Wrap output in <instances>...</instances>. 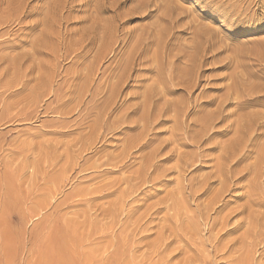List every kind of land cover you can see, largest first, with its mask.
<instances>
[{"label":"rangeland","instance_id":"1","mask_svg":"<svg viewBox=\"0 0 264 264\" xmlns=\"http://www.w3.org/2000/svg\"><path fill=\"white\" fill-rule=\"evenodd\" d=\"M263 6L0 0V264H264V163L253 164L264 125L245 139L250 113L264 117ZM186 70L190 89L176 80Z\"/></svg>","mask_w":264,"mask_h":264},{"label":"bare ground","instance_id":"2","mask_svg":"<svg viewBox=\"0 0 264 264\" xmlns=\"http://www.w3.org/2000/svg\"><path fill=\"white\" fill-rule=\"evenodd\" d=\"M210 1H211V0H210ZM220 1H221V0H220ZM247 1H248V0H247ZM249 1H250V0H249ZM203 3H204V2H203ZM207 3H208V2H207ZM228 3H229V2H228ZM244 3H245V2H244ZM208 4L211 5V3H208ZM220 4H221V3H220ZM251 4H252V3H251ZM261 4H262V3H261ZM203 5H204V4H203ZM217 5H219V4L217 3ZM207 6H208V5H207ZM213 6H214V5H213ZM228 6H230V5H227V7H228ZM261 6H262V5H261ZM215 7H217V6H215ZM220 7H221V6H220ZM251 7H252V6H251ZM253 7H254V6H253ZM253 7H252V8H253ZM263 7H264V6H263ZM217 8H218V7H217ZM222 8H223V7H222ZM225 8H226V7H225ZM228 8H229V7H228ZM230 8H231V6H230ZM232 9H233V8H232ZM232 9H231V10H232ZM250 9H251V8H250ZM259 9H260V8H259ZM231 10H230V13H232ZM213 11H214V10H213ZM221 11H222V10H221ZM223 11H224V10H223ZM226 11H227V10H226ZM237 11H238V10H237ZM241 11H242V10H241ZM218 12H219V11H218ZM227 12H228V11H227ZM248 12H249V11H248ZM253 12H254V11H253ZM238 13H239V12H238ZM213 14H214V13H213ZM233 14H234V13H233ZM239 14H241V13H239ZM261 14H262V13H261ZM223 15H225V14H223ZM229 15H230V14H229ZM246 15H247V14H246ZM225 16H226V15H225ZM232 16H233V15H232ZM230 17H231V15H230ZM243 17H245V16H243ZM224 18H225V17H224ZM236 18H237V17H236ZM252 18H253V17H252ZM240 19H241V18H240ZM240 19H239V20H240ZM229 20H230V18H229ZM243 20H244V19H243ZM246 20L248 21L249 19H246ZM222 21H223V20H222ZM236 21H238V20H236ZM228 23H229V22H228ZM230 23H231V22H230ZM242 24H243V23H242ZM229 26H230V25H229ZM231 27H232V26H231ZM249 31H250V30H249ZM255 31H256V30H255ZM167 32H168V31H167ZM168 33H169V32H168ZM206 34H207V33H206ZM219 37H220V36H219ZM164 38H165V37H164ZM89 39H90V38H89ZM151 39H152V38H151ZM169 39H170V38H169ZM92 40H93V39H92ZM120 40H121V39H120ZM166 40H167V39H166ZM170 41H171V39H170ZM209 41H210V40H209ZM1 42H2V41H1ZM86 42H87V41H86ZM89 42H90V41H89ZM121 42H122V41H121ZM151 42H152V41H151ZM216 42H217V40H216ZM82 43H83V42H82ZM153 43H154V42H153ZM153 43H150V44L152 45ZM172 43H173V42H172ZM219 43H220V42H219ZM41 44H42V43H41ZM77 44H78V43H77ZM87 44H88V42H87ZM142 44H143V42H142ZM168 44H170V43H168ZM207 44H208V43H207ZM210 44H211V43H210ZM214 44H215V43H214ZM8 45H9V44H8ZM15 45H16V44H15ZM17 45H18V43H17ZM17 45H16V46H17ZM89 45H90V43H89ZM151 45H150V46H151ZM166 45H167V44H166ZM259 45H260V44H259ZM73 46H74V45H73ZM84 46H85V45H84ZM84 46H83V47H84ZM90 46H91V45H90ZM172 46L174 47V44H172ZM208 46H209V45H208ZM216 46H217V45H216ZM222 46H223V45H222ZM86 47H87V46H86ZM169 47H170V46H169ZM181 47H182V46H181ZM206 47H207V46H206ZM213 47H214V46H213ZM4 48H6V47L4 46ZM4 48H2V49L5 50ZM77 48H78V47H77ZM87 48H88V47H87ZM129 48H130V47H129ZM141 48H142V47H141ZM144 48H145V47H144ZM144 48H143V49H144ZM166 48H167V46H166ZM183 48H184V47H183ZM209 48H210V47H209ZM209 48H208V50H211V48H210V49H209ZM88 49H90V48H88ZM114 49H115V48H114ZM117 49H118V47H117ZM150 49H151V48H150ZM70 50H71V49H70ZM72 50H73V48H72ZM78 50L80 51V49H78ZM82 50H83V49H82ZM82 50H81V51H82ZM85 50H86V49H85ZM119 50H120V48H119ZM163 50H164V49H163ZM193 50H194V49H193ZM208 50H206V51L208 52ZM79 51H78V52H79ZM87 51H88V50H87ZM89 51H90V50H89ZM89 51H88V52H89ZM122 51H123V50H122ZM147 51H148V50H147ZM165 51H166V50H164L163 53H165ZM222 51H224V48H223V50H221V52H222ZM242 51H243V50H242ZM247 51H248V50H247ZM74 52H75V51H74ZM84 52H85V51H84ZM88 52H87V53H88ZM117 52H118V50H117ZM167 52H168V51H167ZM172 52H173V51H172ZM172 52H171V53H172ZM249 52H250V50H249ZM115 53H116V52H115ZM250 53H251V52H250ZM76 54H77V52H76ZM76 54H75V55H76ZM79 54H81V53H79ZM82 54H83V53H82ZM110 54H112V53H110ZM165 54H166V53H165ZM167 54H168V53H167ZM205 54H206V53H205ZM213 54H214V53H213ZM213 54H212V55H213ZM86 55H87V54H86ZM116 55H117V54H116ZM122 55H123V54H121L120 56H122ZM134 55H135V54H134ZM140 55H141V54H140ZM142 55H143V54H142ZM199 55H200V54H199ZM202 55H203V54H202ZM247 55H248V54H247ZM72 56H73V55H72ZM82 56H83V55H82ZM135 56H136V55H135ZM137 56H139V55H137ZM214 56H215V55H214ZM2 57H3V56H2ZM77 57H78V55L76 56V58H77ZM87 57H88V56H87ZM106 57H107V56H106ZM141 57H142V56H141ZM141 57L138 58V60L141 59ZM165 57H166V56H165ZM182 57H183V56H182ZM204 57H205V56H204ZM206 57H207V56H206ZM252 57H253V56H252ZM10 58H11V57H10ZM79 58H81V57H79ZM104 58H105V57H104ZM107 58H108V57H107ZM120 58H122V57H120ZM123 58H125V57H123ZM142 58H143V57H142ZM153 58H154V57H153ZM177 58H178V57H177ZM179 58H181V57H179ZM248 58H249V57H248ZM3 59H4V58H3ZM113 59H114V58H113ZM115 59H116V58H115ZM115 59L113 60L114 62H115ZM181 59H182V58H181ZM205 59H206V58H205ZM76 60H77V59H76ZM76 60H75V61H76ZM102 60H104V59H102ZM102 60H101V62H102ZM119 60H120V59H119ZM119 60H118V61H119ZM135 60H136V59H135ZM148 60H149V59H148ZM166 60H167V59H166ZM230 60H231V59H230ZM2 61H3V60H2ZM4 61H5V60H4ZM72 61H73V60H72ZM75 61H73V62H75ZM77 61H79V59H78ZM81 61H86V60L83 59V60H81ZM81 61H80V62H81ZM122 61H123V59H122ZM122 61L120 60V62H122ZM144 61H145V60H144ZM146 61H147V60H146ZM151 61H154V60H151ZM173 61H174V60H173ZM176 61H177V60H176ZM178 61H179V59H178ZM195 61H196V59H195ZM223 61H224V59H223ZM256 61H257V60H256ZM260 61H261V60H260ZM260 61H257V62H260ZM80 62H79V65H82V63H80ZM120 62H118V63H120ZM154 62H155V61H154ZM174 62H175V61H174ZM112 63H113V62H112ZM139 63H141V62L139 61ZM142 63H143V61H142ZM142 63H141V64H142ZM156 63H157V62H156ZM169 63H170V61H169ZM172 63H173V62H172ZM177 63H178V62H177ZM182 63H183V62H182ZM226 63H227V62H226ZM226 63H225V64H226ZM261 63H262V62H261ZM85 64H86V63H85ZM85 64H84V65H85ZM137 64H138V62H137ZM143 64H144V63H143ZM152 64H155V63H151V65H152ZM173 64H174V63H173ZM173 64H172V65H173ZM183 64H184V63H183ZM200 64H201V63H200ZM202 64H205V63H202ZM206 64H207V63H206ZM206 64H205V65H206ZM209 64H210V63H208V65H209ZM223 64H224V63H223ZM225 64H224V65H225ZM227 64H229V63H227ZM227 64H226V65H227ZM256 64H257V63H256ZM256 64H255V66H256ZM262 64H263V63H262ZM77 65H78V64H77ZM84 65H82V67H83ZM115 65H116V63H115ZM115 65H114V67L117 68L116 66H118V64H117L116 66H115ZM119 65H120V64H119ZM121 65H122V64H121ZM131 65H132V64H131ZM134 65H135V63H134ZM147 65H149V64H147ZM156 65H158V64H156ZM172 65H171V66H172ZM174 65H175V64H174ZM177 65H178V64H177ZM177 65H175L176 68H177ZM189 65H190V64H189ZM229 65H230V64H229ZM229 65H228V66H229ZM249 65H250V63H249ZM257 65H258V64H257ZM107 66H108V65H107ZM109 66H110V65H109ZM109 66H108V68H109ZM168 66H169V65H168ZM175 66H174V69H176ZM250 66H251V65H250ZM250 66H249V67H250ZM133 67H134V66H133ZM133 67H132V68H133ZM135 67H136V65H135ZM140 67H141V66H140ZM140 67H139V68H140ZM155 67H156V66H155ZM252 67H253V66H252ZM258 67H259V66H258ZM263 67H264V66H263ZM132 68H131V69H132ZM146 68H148V67H146ZM150 68L153 69L152 67H150ZM168 68H170V67H168ZM172 68H173V67H172ZM179 68H180V67H179ZM179 68H178V70H179ZM250 68H251V67H250ZM82 69H83V68H82ZM112 69H113V68H112ZM112 69H110V70H112ZM118 69H119V67H118ZM118 69H116V70H118ZM142 69L145 70L144 68H142ZM142 69H141V70H142ZM151 69H150V70H151ZM174 69H173V70H174ZM251 69H252V68H251ZM254 69H255V72H256V68H254ZM263 69H264V68H263ZM110 70H109V71H110ZM129 70H130V69H129ZM190 70H191V69H190ZM202 70H203V69H202ZM260 70H261V68H260ZM112 71H113V70H112ZM132 71H133V70H132ZM153 71H154V70H153ZM169 71H170V70H169ZM174 71H175V70H174ZM176 71H177V69H176ZM180 71H181V70H180ZM203 71H204V70H203ZM203 71H202V73H203ZM262 71H263V70H262ZM262 71H261V72H262ZM114 72H115V71H113V73H114ZM128 72H129V71H128ZM144 72H145V71H144ZM147 72H148V71H147ZM151 72H152V71H151ZM166 72H167V71H166ZM184 72H185V71H184ZM250 72H251V71H250ZM253 72H254V71H253ZM263 72H264V71H263ZM76 73H77V72H76ZM105 73H106V71H105ZM107 73H108V72H107ZM149 73H150V72H149ZM149 73H146V74L149 75V76H148V77H149L148 79L151 78V77H150V74H153V73H150V74H149ZM175 73H176V72H175ZM200 73H201V72H199V74H200ZM236 73H237V72H236ZM91 74H92V73H91ZM98 74H99V73H98ZM98 74H97V75H98ZM116 74H117V73L112 74V75H115V77H116ZM137 74H138V73H137ZM139 74H141V73H139ZM139 74H138V75H139ZM142 74H144V73H142ZM146 74H145V75H146ZM250 74H251V73H250ZM252 74H253V73H252ZM257 74H258V72H257ZM259 74H260V73H259ZM261 74H263V73H261ZM75 75H76V74H75ZM79 75H80V74L78 73V76H79ZM112 75H110V76H112ZM166 75H167V74H166ZM169 75H170V74H169ZM172 75H174V74H172ZM175 75H176V80L179 81V82H182V80H187V82H182V83H186V84H187V87H189V89L192 88V87L194 86V85H192V84H193V79L190 77L191 75H190V71H189V70H186L185 73L182 72L181 74H180V73H177V74H175ZM200 75H201V74H200ZM200 75H198V76H200ZM202 75H204V74H202ZM255 75H256V74H255ZM80 76H81V75H80ZM107 76H109V74H108ZM131 76H132V73H131ZM139 76H140V75H139ZM152 76H153V75H152ZM156 76H157V75H156ZM196 76H197V75H196ZM253 76H254V75H253ZM258 76H259V75H258ZM260 76H261V75H260ZM96 77H97V76H96ZM173 77H174V76H173ZM194 77H195V76H194ZM78 78H79V77H78ZM105 78H106V77H105ZM105 78H104V81H103V82L106 83L105 81H107V82H108L107 84H109V81H110V80H113V79H110V78H113V77H110L109 80H108V79L105 80ZM132 78H134V77H132ZM139 78H140L141 81H142V78H144V77L141 78V76H140ZM152 78H153V77H152ZM237 78H238V77H237ZM130 79H131V78H130ZM134 79H136V78H134ZM134 79H133V80H134ZM146 79H147V78H146ZM146 79H144V81H145ZM165 79H166V78H165ZM219 79H220V78H219ZM229 79H230V78H229ZM119 80H120V79H119ZM151 80H152V79H151ZM173 80H175V77H174V79H173V78H170V81H173ZM223 80H224V77H223ZM223 80H222V82H223ZM135 81H136V80H135ZM161 81H162V80H161ZM110 82H112V83L114 84L113 81H110ZM124 82H125V79H124ZM145 82H146V81H145ZM145 82H142V83H145ZM152 82H153V81H152ZM162 82H163V81H162ZM238 82H239V81H238ZM78 83H79V82H78ZM93 83H94V82H93ZM115 83H116V82H115ZM126 83H127V82H126ZM146 83H147V82H146ZM148 83H149V81H148ZM170 83H172V82H170ZM107 84H105V85H107ZM113 84H112V85H113ZM128 84H129V86H131V85H130V82H129ZM153 84H156V83L154 82ZM163 84H164V83H163ZM83 85H84V84H83ZM123 85H124V84H123ZM137 85H139V84L137 83ZM137 85H136V86H137ZM191 85H192V86H191ZM225 85H226V84H225ZM103 86H104V85H103ZM109 86H110V85H109ZM124 86H125V85H124ZM155 86H156V85H155ZM171 86H172V84H171ZM197 86H198V85H197ZM107 87H108V86H107ZM172 87H173V86H172ZM104 88H105V87H104ZM127 88H128V87H127ZM138 88H139V87H138ZM138 88H137V89H138ZM150 88L152 89V87H150ZM158 88H159V87H158ZM177 88H178V87H177ZM209 88H210V87H209ZM221 88H222V87H221ZM229 88H230V87H229ZM234 88H235V87H234ZM124 89H125V88H124ZM154 89H155V88H154ZM154 89L149 90V92H148V96H147L148 103L152 102L151 100H152V97H153V93H154L153 91H154ZM165 89H166V88H165ZM167 89H169V88H167ZM171 89H172V88H171ZM175 89H176V88H175ZM180 89H181V88H180ZM180 89H178V90H180ZM187 89H188V88H187ZM210 89H212V88H210ZM104 90H105V89H104ZM144 90H145V89H144ZM155 90H157V89H155ZM161 90H163V88H162ZM194 90H195V89H194ZM212 90H214V89H212ZM222 90H223V89H222ZM227 90H228V89H227ZM107 91H108V90H107ZM136 91H137V90H136ZM165 91H170V89H169V90H165ZM165 91H164V92H165ZM173 91H174V90H173ZM191 91H192V90H191ZM125 92H126V91H125ZM141 92H142V91H141ZM161 92H163V91H161ZM164 92H163V94H164ZM231 92H232V91H229L228 94L230 95ZM117 93H118V92H117ZM120 93H121V92H120ZM138 93H139V92H138ZM166 93H168V92H165V94H166ZM185 93H187V92H185ZM189 93H190V92H189ZM133 94H135V92H134ZM136 94H137V92H136ZM169 94H170V93H169ZM202 94H203V92H202ZM233 94H234V93H233ZM116 95H117V94H116ZM120 95H121V94H120ZM120 95H119V96H120ZM126 95H127V93H126ZM137 95H138V94H137ZM140 95H141V94H140ZM186 95H187V94H186ZM231 95H232V94H231ZM262 95H263V94H262ZM262 95H261V96H262ZM121 96H122V95H121ZM121 96H120V97H121ZM129 96H131V95H129ZM127 97H128V96H127ZM133 97H134V96H133ZM137 97H140V96H137ZM214 97H215V96H214ZM214 97H213V98H214ZM225 97H226V96H225ZM78 98H79V97H78ZM81 98H82V97H81ZM134 98H135V97H134ZM189 98H190V97H189ZM213 98H212V99H213ZM216 98H217V97H216ZM229 98H230V97H229ZM261 98H262V97H261ZM117 99H118V98H117ZM120 99H121V98H120ZM131 99H132V98H131ZM136 99H137V98H136ZM160 99H162V98H160ZM203 99H204V98H203ZM207 99H208V98H207ZM252 99H253V98H252ZM95 100H96V99H95ZM112 100H113V99H112ZM121 100H122V99H121ZM127 100H128V99H127ZM133 100H135V99H133ZM133 100H132V101H133ZM139 100H141V99H139ZM157 100H158V99H157ZM216 100H217V99H216ZM239 100H240V99H239ZM259 100H260V99H259ZM130 101H131V100H130ZM204 101H205V100H204ZM206 101H207V100H206ZM210 101H211V100H210ZM228 101H229V100H228ZM245 101H246V100H245ZM100 102H101V101H100ZM128 102H129V100H128ZM154 102H155V101H153V103H154ZM255 102H256V101H255ZM114 103L116 104V102H114ZM139 103H140V101H139ZM153 103H152V104H153ZM167 103H169V101H168ZM170 103H171V101H170ZM193 103H194V102H193ZM209 103H210V102H209ZM211 103H212V102H211ZM223 103H224V102H223ZM228 103H229V102H228ZM232 103H233V102H232ZM253 103H254V102H253ZM78 104H79V103H78ZM115 104H114V105H115ZM124 104H125V103H124ZM124 104H123V105H124ZM152 104H151V105H152ZM156 104H157V103L153 104L152 106H153V107H156V106H154V105H156ZM158 104H159V103H158ZM202 104H203V103H202ZM249 104H250V103H249ZM116 105H117V104H116ZM123 105H121V106H123ZM170 105H171V104H170ZM198 105H199V104H198ZM210 105H211V104H210ZM212 105H213V104H212ZM256 105H258V104H256ZM256 105H254V106L256 107ZM259 105H260V104H259ZM105 106H106V104H105ZM117 106H118V105H117ZM134 106H135V105H134ZM137 106H138V105H137ZM152 106H151V107H152ZM165 106H166V105H165ZM214 106H215V105H214ZM221 106H222V105H221ZM221 106H220V105L217 106V107H216V108H217V111H215L214 113L210 114L209 116L207 115V116L203 117V118L200 120V121H201V127H200V130H202V129L205 130V129H206L205 123H206V122H210V121L212 120V118H213L212 116L215 117V116H217L218 114H220V113H219V109H220ZM252 106H253V105H252ZM260 106H262V105H260ZM151 107H150V108H151ZM167 107L169 108V105H167ZM170 107H171V106H170ZM234 107H235V106H234ZM239 107H240V106H239ZM241 107H242V105H241ZM241 107H240V108H241ZM262 107H264V106H262ZM113 108H114V107H113ZM135 108H136V107H135ZM138 108L140 109V107H138ZM172 108H173V107H172ZM182 108H183V107H182ZM189 108H190V106H189ZM195 108H197V107H195ZM221 108H222V107H221ZM248 108H249V107H248ZM132 109H133V108H132ZM136 109H137V108H136ZM151 109H152V108H151ZM165 109H167V108L165 107ZM199 109H200V107L198 108V110H199ZM202 109H203V108H202ZM148 110H149V109H148ZM167 110H168V109H167ZM167 110H166V111H167ZM169 110H170V109H169ZM194 110H195V109H194ZM228 110H229V109H228ZM237 110H238V109H237ZM110 111H112V110H110ZM137 111L139 112V110H137ZM155 111H156V110H155ZM155 111H154V112H155ZM188 111H189V110H188ZM201 111H202V110H201ZM129 112H131V111H129ZM138 112H137V113H138ZM149 112H150V110H149ZM151 112H152V111H151ZM163 112H164V111H163ZM163 112H162V113H163ZM168 112H170V111H168ZM185 112H186V110H185ZM185 112H184V113H185ZM207 112H208V111H207ZM238 112H239V111H238ZM238 112H237V113H238ZM241 112H242V111H241ZM258 112H259V111H258ZM108 113H109V112H108ZM131 113H134V112H131ZM155 113H156V112H155ZM189 113H190V112H189ZM227 113H228V112H227ZM134 114H136V112H135ZM140 114H141V113H140ZM172 114H173V113H172ZM228 114H231V112L228 113ZM248 114H249V113H248ZM248 114H247V115H248ZM250 114H251V116L248 115V116H249V117H248V130H247V132H246V137H245V139L247 138V140H248V138L251 137L252 134L255 132V129H256V127H257L258 125H260V124L264 125V117L259 116V115H255V114L253 115L252 113H250ZM258 114H259V113H258ZM104 115H105V114H104ZM107 115H108V114H107ZM121 115H122V114H121ZM128 115H129V114H128ZM224 115H225V114H224ZM224 115H223V116H224ZM231 115H232V114H231ZM235 115H236V114H235ZM260 115H261V114H260ZM130 116L132 117V115H130ZM133 116H137V115H133ZM149 116H150V115H149ZM163 116H164V115H163ZM181 116H182V115H181ZM189 116H190V115H189ZM226 116H227V114H226ZM226 116H225V118H226ZM229 116H230V115H228L227 117L229 118ZM236 116H237V115H236ZM263 116H264V114H263ZM104 117H105V116H104ZM131 117L129 118L128 116H126L127 119H128V118H129V119H132ZM166 117H167V116H166ZM207 117H208V118H207ZM230 117H231V116H230ZM240 117H241V116H240ZM242 117H243V116H242ZM96 118H97V117H96ZM148 118H149V117H148ZM151 118H152V117H151ZM162 118H163V117H162ZM167 118H168V117H167ZM183 118H185V116H183ZM225 118L223 117V118H221V119H224V120H225ZM237 118H238V117H237ZM101 119H102V118H101ZM138 119H139V118H138ZM149 119H150V118H149ZM187 119H188V117H187ZM226 119H227V118H226ZM232 119H233V118H232ZM234 119H235V118H234ZM234 119H233V120H234ZM240 119H241V118H240ZM140 120H141V119H140ZM159 120H160V119H159ZM166 120H167V119H166ZM178 120H179V119H178ZM181 120H183V119H181ZM215 120H216V119H215ZM94 121H95V120H94ZM103 121H104V120H103ZM147 121H148V120H147ZM163 121H164V120H163ZM163 121H162V122H163ZM176 121H177V120H176ZM185 121H187V120H184V122H185ZM188 121H189V120H188ZM188 121H187V122H188ZM221 121H222V120H221ZM221 121H220V123H221ZM234 121H235V120H234ZM242 121H243V120H242ZM117 122H118V121H117ZM124 122H125V121H124ZM137 122H140V121H137ZM148 122H149V121H148ZM156 122H157V121H156ZM162 122H161V123H162ZM177 122H178V121H177ZM224 122H225V121H224ZM239 122H240V121H239ZM134 123H135V122H134ZM157 123H158V122H157ZM157 123H156V125H157ZM211 123H212V122H211ZM211 123H209V126L211 125ZM107 124H108V123H107ZM135 124H136V126H139L140 123H139V124L135 123ZM154 124H155V122H154ZM165 124H166V123H165ZM191 124L193 125V123H191ZM229 124H230V123H229ZM229 124H228V125H229ZM238 124H239V123H238ZM244 124H245V122H244ZM142 125H143V124L141 123V126H142ZM160 125H162V124H160ZM160 125H159V126H160ZM192 125H191V126H192ZM212 125H216V124H212ZM97 126H98V125H97ZM109 126H110V125H109ZM117 126H118V125H117ZM133 126H134V125H133ZM136 126H135V127H136ZM141 126L138 127V128L141 129ZM189 126H190V125H189ZM246 126H247V124H246ZM98 127H99V126H98ZM113 127H114V126H113ZM119 127H120V125H119ZM142 127H144V126H142ZM156 127H157V126H156ZM192 127H193V126H192ZM207 127H208V126H207ZM216 127H217V126H216ZM106 128H107V127H106ZM190 128H191V127H190ZM217 128H218V127H217ZM222 128H223V127H222ZM115 129H116V128H115ZM117 129H118V127H117ZM117 129H116V130H117ZM153 129H154V128L152 127V130H153ZM185 129H186V128H185ZM257 129H258V128H257ZM259 129H260V128H259ZM98 130H99V129H98ZM107 130H108V129H107ZM112 130H113V128H112ZM171 130H172V129H171ZM200 130H199V132H202V131H200ZM109 131H110V130H109ZM109 131H108V132H109ZM113 131H114V130H113ZM145 131H146V130H145ZM145 131H143V132H145ZM149 131H150V129H149ZM186 131H187V130H186ZM195 131H196V130H195ZM222 131H223V130H222ZM229 131H230V130H229ZM229 131H227V132H229ZM231 131H232V129H231ZM240 131H241V130H240ZM261 131H263V130H261ZM138 132H139V131H138ZM233 132H235V131H233ZM149 133H150V132H149ZM185 133H186V132H185ZM193 133H194V132H193ZM211 133H213V132H211ZM217 133H218V130H217ZM229 133H231V132H229ZM255 133H256V132H255ZM182 134H183V133H182ZM199 134H200V133H199ZM234 134H235V133H234ZM234 134H232V137L234 136ZM261 134H262V133H261ZM94 135H95V134H94ZM154 135H156V134H153L152 137H154ZM173 135H174V134H173ZM194 135H197V134H194ZM224 135H226V134H223L222 136H224ZM150 136H151V134H150ZM200 136H201V135H200ZM200 136H199V137H200ZM209 136H210V135H209ZM213 136H214V134H213ZM213 136L211 135V137H213ZM215 136H216V135H215ZM96 137H97V136H96ZM148 137H149V135H148ZM152 137H151V138H152ZM173 137H174V136H173ZM180 137H181V136H180ZM186 137H187V135H186ZM211 137H209V138H211ZM258 137H261V136L258 135ZM262 137H263V136H262ZM262 137H261V139H262ZM181 138H182V137H181ZM181 138H180V139H181ZM209 138H208V139H209ZM213 138H214V137H213ZM253 138H255V137H253ZM135 139H136V138H135ZM149 139H150V137H149ZM152 139H153V138H152ZM152 139H151V140H152ZM154 139H155V138H154ZM169 139H170V138H168V141L171 142V140H169ZM184 139H186V138H185V135H184L183 140H184ZM193 139H194V138H193ZM202 139H203V138H202ZM208 139H207V140H208ZM211 139H212V138H211ZM228 139H229V138H228ZM228 139H227V141H228ZM235 139H236V135H235L234 138H233V142L236 141ZM250 139H251V138H250ZM250 139H249V140H250ZM255 139H256V138H255ZM257 139H258V138H257ZM261 139H260V140H261ZM146 140H147V139H146ZM166 140H167V139H166ZM175 140H177V139L175 138ZM204 140H205V138H204ZM249 140H248V141H249ZM133 141H134V140H133ZM147 141H148V140H147ZM152 141H153V140H152ZM152 141H151V142H152ZM173 141H174V140H173ZM180 141H181V140H180ZM191 141H192V140H191ZM191 141H190V142H191ZM230 141H232V140H230ZM230 141H229V142H230ZM238 141H239V140H238ZM245 141H246V140H245ZM253 141H254V140H253ZM256 141H257V140H256ZM141 142H143V140H141ZM148 142H150V141H148ZM151 142H150V143H151ZM154 142H155V141H153V143H154ZM162 142H163V141H162ZM170 142H169V143H170ZM174 142H175V141H174ZM192 142H193V141H192ZM211 142H212V141H211ZM145 143H146V142H145ZM165 143H166V142H165ZM185 143H186V142H184V144H185ZM187 143H188V140H187ZM203 143H204V142H202V144H203ZM207 143H208V141H207ZM209 143H210V141H209ZM254 143H255V142H253V144H254ZM256 143H257V142H256ZM142 144H143V143H142ZM167 144H168V143H167ZM170 144H172V143H170ZM179 144H181V143L179 142ZM219 144H221V143H219ZM223 144H224V143H223ZM232 144H233V143H232ZM232 144H230L229 146L232 147ZM234 144H237V147L239 146V145H238L239 143H235V142H234ZM249 144H250V143H249ZM249 144H248V146H249ZM251 144H252V142H251ZM126 145H127V144H126ZM143 145H144V144H143ZM151 145H152V144H151ZM189 145H190V144H189ZM189 145H188V146H189ZM224 145H225V144H224ZM226 145H227V144H226ZM226 145H225V146H226ZM254 145L257 147L258 144H257V145L254 144ZM133 146H134V145H133ZM136 146H137V145H136ZM139 146H140V145H139ZM141 146H142V145H141ZM145 146H148V144L145 145ZM145 146H144V147H145ZM157 146H158V145H157ZM178 146H180V145H178ZM199 146H200V145H199ZM199 146H198V148H199ZM244 146H245V145H244ZM250 146H251V145H250ZM250 146H249V147H250ZM252 146H253V145H252ZM134 147H135V146H134ZM149 147H151V146H149ZM153 147H154V146H153ZM153 147H152V148H153ZM164 147L166 148V146H164ZM167 147H169V145H168ZM185 147H186V146H185ZM220 147H221V146H220ZM222 147H223V145H222ZM233 147H234V146H233ZM249 147H248V148H249ZM139 148H140V147H139ZM155 148H156V147H155ZM158 148H159V147H158ZM158 148H157V149H158ZM160 148H161V147H160ZM160 148H159V149H160ZM134 149H135V148L132 149L133 152H134ZM157 149H156V151H157ZM166 149H169V150H170V148H166ZM175 149H177V148L175 147ZM227 149H230V148H228V145H227V147H225V150H227ZM233 149H234V148H233ZM251 149H252V148H251ZM130 150H131V149H130ZM130 150H129V152H130ZM164 150H165V149L163 148V151H164ZM172 150H174V149H172ZM249 150H250V149H249ZM256 150H257L256 153L258 154V156H257L256 159L254 158V156L252 157V158H254L253 164H259V165H262L261 163H264V161H263V159H264V143H263L262 146L260 145V147H257ZM124 151H125V150H124ZM137 151H138V150H137ZM151 151H152V150H151ZM218 151H219V150H218ZM243 151H244V150H243ZM252 151H253L252 153H255L254 150H252ZM122 152H123V151H122ZM154 152H155V151H154ZM154 152H153V153H154ZM160 152H161V151H160ZM160 152H159V153H160ZM179 152L181 153V151H179ZM222 152H223V151H222ZM227 152L230 153L231 151L229 152V150H228ZM240 152H241V151H240ZM244 152H245V151H244ZM249 152H250V151H249ZM125 153H126V152H125ZM149 153H150V152H149ZM159 153H158V156H159ZM165 153H166V152H165ZM171 153H173V152H171ZM174 153H175V152H174ZM223 153H224V152H223ZM160 154H161V153H160ZM177 154H178V153H176V155H177ZM185 154H186V153H185ZM185 154H184V155H185ZM189 154H190V153H189ZM127 155H128V154H127ZM133 155H134V154H133ZM143 155H144V154H143ZM172 155H173V154H172ZM225 155H226V154H225ZM228 155H229V154H227L226 156H228ZM245 155H246V152H245ZM250 155H251V154H250ZM252 155H253V154H252ZM252 155H251V156H252ZM129 156H130V155H129ZM129 156H127V157H129ZM162 156H163V155H162ZM167 156H168V155H167ZM174 156H175V155H174ZM230 156H231V155H230ZM232 156H233V154H232ZM240 156H241V158L243 157V155H241V154H240ZM240 156H239V157H240ZM121 157H122V156H121ZM144 157H145V156H144ZM184 157H185V156H184ZM244 157H245V156H244ZM259 157H260V158H259ZM132 158H133V157H132ZM141 158H142V157H141ZM154 158H156V157H155V154H154ZM165 158L167 159L166 156H165ZM235 158H236V157H235ZM122 159H123V158H122ZM128 159H129V158H128ZM130 159H131V157H130ZM157 159H158V157H157ZM162 159H163V157H162ZM181 159H182V158H181ZM181 159H180V160H181ZM216 159H217V158H216ZM232 159H233V158H232ZM232 159H230V160H232ZM250 159H251V158H250ZM124 160H125V159H124ZM143 160H144V159H143ZM159 160H161V159H159ZM164 160H165V159H164ZM193 160H194V159H193ZM228 160H229V159H228ZM235 160H236V159H235ZM243 160H244V159H243ZM116 161H117V160H116ZM146 161H147V160H146ZM149 161H150V160H149ZM162 161H163V160H162ZM236 161H237V160H236ZM240 161H241V160H240ZM152 162H153V161H152ZM160 162H161V161H160ZM192 162H193V161H192ZM241 162H242V161H241ZM153 163H154V162H153ZM155 163H157V161H156ZM155 163H154V168H155V165H156ZM220 163H221L222 166L225 165V164H224V161H223V162L220 161ZM239 163H240V162H239ZM124 164H125V162H124ZM233 164H234V163H233ZM235 164H236V163H235ZM119 165H120V164H119ZM152 165H153V164H152ZM152 165H151V166H152ZM159 165H160V163H159ZM159 165H158V167H159ZM181 165H182V164H181ZM183 165H186V164H183ZM217 165H218V164H216V166H217ZM143 166H144V163H143ZM143 166H142V167H143ZM156 166H157V165H156ZM160 166H162V164H161ZM174 166H175V165H174ZM186 166H187V165H186ZM227 166H228V165H226V166H224V167L227 168ZM229 166H231V165H229ZM233 166H234V165H233ZM119 167H120V166H119ZM236 167H238V166H236ZM236 167H235V168H236ZM140 168H141V167H140ZM145 168H147V167L145 166ZM154 168H152V169L154 170ZM156 168H157V167H156ZM159 168H160V167H159ZM164 168H165V167H164ZM170 168H171V167H170ZM229 168H230V167H229ZM233 168H234V167H233ZM233 168H232V166H231V169H230V170H231V171H234V170H232ZM235 168H234V169H235ZM250 168H251V167H250ZM261 168H262V167H261ZM141 169H144V168H141ZM181 169H182V168H181ZM262 169H263V168H262ZM166 170H167V169H166ZM168 170H169V169H168ZM177 170H178V169H177ZM221 170H223V169H221ZM239 170H240V169H239ZM251 170H252V169H251ZM251 170H250V171H251ZM145 171H146V170H145ZM151 171H152V170H151ZM156 171H158V169L155 170V173H156ZM162 171H163V170H162ZM164 171H165V170H164ZM172 171H173V170H172ZM228 171H229V170H228ZM158 172H159V171H158ZM158 172H157V173H158ZM183 172H184V171H183ZM222 172H223V171H221V174H222ZM229 172H230V171H229ZM234 172H235V171H234ZM234 172H233V173H234ZM236 172H237V171H236ZM149 173H150V172H149ZM155 173H154V175H155ZM175 173H176V172H175ZM218 173H219V172H218ZM223 173L225 174V173H227V172H223ZM233 173H231L232 175L230 174V176L233 177ZM238 173H239V172H238ZM258 173H260V172H257L256 174H258ZM263 173H264V172H263ZM151 174H152V173H150V175H151ZM166 174H169V173H166ZM135 175H136V174H135ZM150 175H148V176H150ZM152 175H153V174H152ZM162 175H165V174H162ZM217 175H218V174H217ZM225 175H226V174H225ZM137 176H138V175H137ZM167 176H168V175H165V177H167ZM222 176H224V175H221V177H222ZM237 176H238V175H237ZM263 176H264V175H263ZM132 177H134V176H132ZM215 177H216V176H215ZM217 177H218V176H217ZM221 177H220V178H221ZM227 177H228V175H227ZM224 178H225V177H224ZM234 178H235V177H233L232 179H234ZM238 178H239V177H238ZM255 178H256V177H255ZM262 178H263V177H262ZM148 179H149V177H148ZM163 179H164V178H163ZM222 179H223V178H222ZM225 179H226V178H225ZM232 179H231V180H232ZM235 179H236V178H235ZM132 180H133V179H132ZM227 180H228V178H227ZM231 180H230V181H231ZM251 180H252V179H251ZM162 181H163V180H162ZM162 181H160V182H162ZM220 181H221V180H220ZM254 181H255V180H254ZM256 181H257V180H256ZM149 182H150V180H149ZM221 182H222V181H221ZM221 182H220V183H221ZM235 182H236V180H235ZM260 182H261V181H260ZM146 183H147V182H146ZM146 183H145V184H146ZM151 183H152V182H151ZM156 183H157V182H156ZM226 183H227V182H226ZM228 183H230V182H228ZM236 183H237V182H236ZM261 183H262V182H261ZM134 184H135V183H134ZM142 184H143V183H142ZM149 184H150V183H149ZM131 185H132V184H131ZM143 185H144V184H143ZM222 185H223V184H222ZM227 185H228V184H227ZM261 186H262V185H261ZM132 187H134V186H132ZM221 189H222V188H221ZM221 189H219V190H221ZM227 189H228V188H227ZM223 190H224V189H223ZM221 191H222V190H221ZM257 191H258V190H257ZM222 192H223V191H222ZM222 192H220V193H222ZM225 192H226V191H225ZM228 192H229V191H228ZM217 194H218V193H217ZM261 194H262V193H261ZM259 195H260V194H259ZM220 196H221V195H220ZM216 197H217V196H216ZM218 197H219V196H218ZM222 197H223V196H222ZM262 197H263V196H262ZM219 198H220V197H219ZM216 199H217V198H216ZM255 199H256V198H255ZM255 199H254V200H255ZM261 199H263V198H261ZM222 200H223V199H222ZM222 200H220V203H221ZM254 200H253V201H254ZM217 201H218V199H217ZM217 201H216V202H217ZM251 201H252V200H251ZM251 201H250V203H252ZM262 201H263V200H262ZM218 202H219V201H218ZM222 202H223V201H222ZM259 202H260V200H259L258 202L255 201V203L253 202V203H254V206H255V204H258V205H259V204L261 203V202H260V203H259ZM213 203H214V202H213ZM224 203H225V202H224ZM253 203H252V204H253ZM221 204H222V203H221ZM216 205H217V204H216ZM218 205H219V204H218ZM224 205H225V204H223V206H224ZM211 206H212V205H211ZM221 206H222V205H221ZM263 206H264V204H263ZM263 206H262V207H263ZM213 207H214V206H213ZM257 207H259V206H257ZM260 207H261V206H260ZM217 208H218V207H217ZM217 208H216V209H217ZM220 208H221V207H220ZM218 210H219V209H218ZM220 210H221V209H220ZM252 210H253V209H252ZM211 211H213V210H211ZM215 211H217V210H215ZM205 212H206V210H205ZM210 213H212V212H210ZM214 213H216V212H214ZM220 213H221V212H220ZM255 214H256V213H255ZM261 214H263V213L261 212ZM199 215H200V214H199ZM230 215H231V214H230ZM230 215H229V216H230ZM221 216H222V215H221ZM247 216H248V215H247ZM261 216H262V215H261ZM202 217H203V216H202ZM205 217H206V216H205ZM205 217H204V218H205ZM211 217H212V215H211ZM256 217H257V216H256ZM246 218H248V217H246ZM249 218H250V217H249ZM257 218H258V217H257ZM216 219H217V218H216ZM251 219H252V218H251ZM262 219H263V218H262ZM257 220H258V219H257ZM260 220H261V219L259 218V221H260ZM208 221H209V220H208ZM217 221H218V219H217ZM259 221H258L257 223H261V222H259ZM192 222H193V221H192ZM209 222H210V221H209ZM187 223H188V222H187ZM220 223H221V222H220ZM213 224H214V223H213ZM238 224H239V223H238ZM261 224H262V223H261ZM215 225H216V224H215ZM215 225H214V226H215ZM227 225H228V224H227ZM187 226H188V225H187ZM205 226H207V225H205ZM217 226H219V225H217ZM189 227L191 228V226H189ZM207 227H208V226H207ZM212 227H213V226H212ZM215 227H216V226H215ZM239 227H240V225H239ZM194 228H195V227H194ZM209 228H210V227H209ZM211 229H212V228H211ZM211 229H209V230H211ZM213 229H214V228H213ZM213 229H212V231H213ZM225 229H226V228H225ZM237 229H238V228H237ZM192 231H193V230H192ZM235 231H236V229H235ZM190 232H191V231H190ZM208 232H209V231H208ZM177 234H178V233H177ZM209 240H210V239H209ZM207 241H208V240H207ZM217 241H218V240H217ZM209 242H210V241H209ZM211 242H212V240H211ZM211 242H210V243H211ZM260 243H262V242H260ZM166 244H167V243H165L164 245H166ZM240 249H241V248H240ZM242 252H243V251H242ZM240 260H241V259H240ZM237 261H238V260H237ZM238 262H239V261H238ZM242 264H243V263H242Z\"/></svg>","mask_w":264,"mask_h":264}]
</instances>
